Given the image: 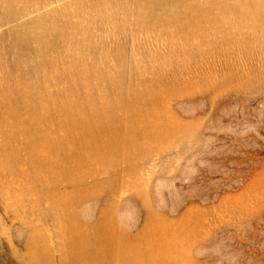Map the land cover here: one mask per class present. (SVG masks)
<instances>
[{"label": "rangeland", "instance_id": "rangeland-1", "mask_svg": "<svg viewBox=\"0 0 264 264\" xmlns=\"http://www.w3.org/2000/svg\"><path fill=\"white\" fill-rule=\"evenodd\" d=\"M62 3L24 15L21 1L0 2V93L4 82L23 81L40 63L49 72L56 64L58 79L45 81L49 92L80 91L81 67L74 82L64 74L79 62L94 70L91 98L135 100L136 92L151 103L152 92L157 112L174 127L155 138L138 132L147 150L96 167L84 183L92 196L76 211L86 209L94 226L115 225L148 258L162 251L163 264H264V31H237L233 42L220 37L215 45H168L154 35L123 38L108 27L116 18L107 11L106 21L88 28L84 40L77 36L79 43L59 46L53 58L25 48L19 54L14 39L25 24ZM27 204L33 217L49 211L47 202ZM50 222L43 228L57 243ZM15 223L4 218L10 242L0 236V264H19L16 256L26 253V233ZM52 251L59 264L60 252Z\"/></svg>", "mask_w": 264, "mask_h": 264}, {"label": "bare ground", "instance_id": "bare-ground-1", "mask_svg": "<svg viewBox=\"0 0 264 264\" xmlns=\"http://www.w3.org/2000/svg\"><path fill=\"white\" fill-rule=\"evenodd\" d=\"M17 1L26 7L24 15L63 2L60 10L56 7L29 20L24 36L14 39L19 54L25 48L23 53L37 58L45 54L53 58L62 44L79 43L77 36L84 40L88 28L110 17L107 11L116 18L108 27L123 38L133 33L154 35L168 45L179 41L215 45L220 37L233 42L237 31H264V0H0L7 7ZM79 67L80 91L49 92L45 81H56L57 71L49 72L41 63L25 70L23 81L2 84L0 236L10 242L4 218L17 222L26 233V253L16 256L19 264H53L56 248L59 264H163L162 251L148 258L139 246L128 242L124 231L115 225L107 227L106 222L94 226L86 209L76 210L92 196L84 183L97 172L96 167L105 170L117 158L147 150L138 132L155 138L174 127L157 112L152 92L148 93L151 103L136 92L135 100L126 95L91 98L86 90L94 73L91 67L75 62L64 74L74 82ZM61 188L70 191L60 192ZM29 202H47L49 211L33 217V211H27ZM44 220L53 221L49 225L56 229L59 242L47 236Z\"/></svg>", "mask_w": 264, "mask_h": 264}]
</instances>
